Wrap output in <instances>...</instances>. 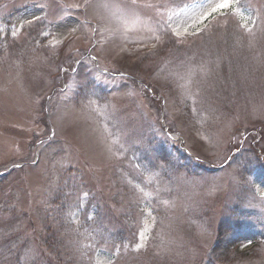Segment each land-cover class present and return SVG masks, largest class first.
I'll return each instance as SVG.
<instances>
[{"label": "rangeland", "instance_id": "rangeland-1", "mask_svg": "<svg viewBox=\"0 0 264 264\" xmlns=\"http://www.w3.org/2000/svg\"><path fill=\"white\" fill-rule=\"evenodd\" d=\"M55 2L0 0V264H264V0Z\"/></svg>", "mask_w": 264, "mask_h": 264}, {"label": "snow or ice", "instance_id": "snow-or-ice-1", "mask_svg": "<svg viewBox=\"0 0 264 264\" xmlns=\"http://www.w3.org/2000/svg\"><path fill=\"white\" fill-rule=\"evenodd\" d=\"M54 7L56 9H59L61 5L59 3H56L55 0ZM240 0H213L212 3H210L209 7L210 10L207 12V16L211 17L214 14L215 15H221L225 18L228 17L230 10L235 9L237 6H239ZM67 7V6H64ZM76 7H81V5H76ZM83 7L87 8V0H85V3ZM116 11L113 12L110 19L112 22L123 25L128 21L136 22V23H144L146 27H148L149 31H152V27L145 21L141 20L140 13H151L154 17H160L163 18L164 13L160 11L161 8H167L168 5L164 3H141L139 0H131L129 5H114L113 6ZM249 16H252L253 13L251 9L248 10ZM259 19V17H257ZM257 19H253L251 22L253 26L257 27L259 30V26L257 25ZM261 24H264V21H261ZM157 26L159 29L163 32L164 31V25L160 23V21H157ZM97 31L96 28H93V32ZM248 31L251 33L252 30L248 29ZM166 34V33H165ZM252 35H255V33H252ZM158 38V37H157ZM144 233L140 234V238L143 239ZM143 247V244H138L136 251H139L140 248ZM118 254V253H117ZM109 264H111V261H109Z\"/></svg>", "mask_w": 264, "mask_h": 264}, {"label": "trees", "instance_id": "trees-1", "mask_svg": "<svg viewBox=\"0 0 264 264\" xmlns=\"http://www.w3.org/2000/svg\"><path fill=\"white\" fill-rule=\"evenodd\" d=\"M229 234H227V236H228Z\"/></svg>", "mask_w": 264, "mask_h": 264}]
</instances>
